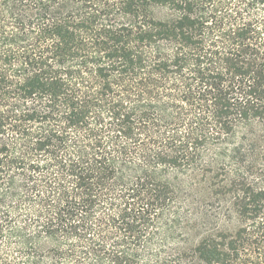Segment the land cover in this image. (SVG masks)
<instances>
[{
  "label": "trees",
  "instance_id": "trees-1",
  "mask_svg": "<svg viewBox=\"0 0 264 264\" xmlns=\"http://www.w3.org/2000/svg\"><path fill=\"white\" fill-rule=\"evenodd\" d=\"M0 264H264V0H0Z\"/></svg>",
  "mask_w": 264,
  "mask_h": 264
}]
</instances>
